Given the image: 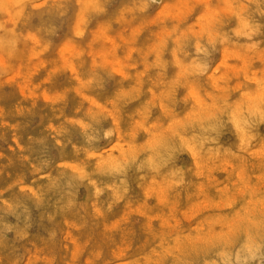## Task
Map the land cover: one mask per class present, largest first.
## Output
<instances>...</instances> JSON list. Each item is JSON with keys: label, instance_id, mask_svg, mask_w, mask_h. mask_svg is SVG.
<instances>
[{"label": "rangeland", "instance_id": "1", "mask_svg": "<svg viewBox=\"0 0 264 264\" xmlns=\"http://www.w3.org/2000/svg\"><path fill=\"white\" fill-rule=\"evenodd\" d=\"M261 85L264 0H0V264H264Z\"/></svg>", "mask_w": 264, "mask_h": 264}, {"label": "bare ground", "instance_id": "2", "mask_svg": "<svg viewBox=\"0 0 264 264\" xmlns=\"http://www.w3.org/2000/svg\"><path fill=\"white\" fill-rule=\"evenodd\" d=\"M201 53H202V51H201ZM182 68H183V67H182ZM198 69H199V68H198ZM184 74H185V73H184ZM253 77H255V76H253ZM255 78H257V77H255ZM255 81H256V80H255ZM261 86H262V85H261ZM262 87H264V86H262ZM195 99H196V98H195ZM257 113H259V111H258ZM238 119H239V118H238ZM254 119H255V118H254ZM236 122H237V121H236ZM236 122H235V123H236ZM245 122H246V121H245ZM235 123H234V124H235ZM247 125H249V124L247 123ZM242 133L244 134V131H242Z\"/></svg>", "mask_w": 264, "mask_h": 264}]
</instances>
